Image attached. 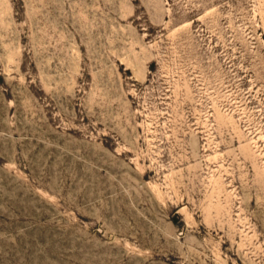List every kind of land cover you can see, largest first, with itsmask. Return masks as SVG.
I'll return each instance as SVG.
<instances>
[{
	"label": "rangeland",
	"instance_id": "374dc122",
	"mask_svg": "<svg viewBox=\"0 0 264 264\" xmlns=\"http://www.w3.org/2000/svg\"><path fill=\"white\" fill-rule=\"evenodd\" d=\"M0 264H264V0H0Z\"/></svg>",
	"mask_w": 264,
	"mask_h": 264
}]
</instances>
